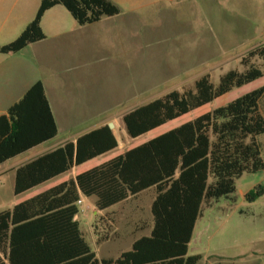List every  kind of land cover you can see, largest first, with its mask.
<instances>
[{
	"label": "trees",
	"instance_id": "obj_1",
	"mask_svg": "<svg viewBox=\"0 0 264 264\" xmlns=\"http://www.w3.org/2000/svg\"><path fill=\"white\" fill-rule=\"evenodd\" d=\"M54 5H62L79 25L119 12L110 0H39L33 19L0 45V54L43 39L40 20ZM239 64L242 70H227L217 84L204 74L192 88L171 90L127 112L122 116L127 135L138 137L260 78L264 43L246 52ZM263 94L264 86L248 91L1 210L0 264H196L200 254L189 255L187 249L202 205L233 193L236 178L264 167L257 141L264 133ZM55 134L37 81L0 115V163ZM116 147L107 125L83 133L18 166L13 191L19 194ZM148 189L154 192L149 235L116 258L98 260L73 219L80 195L103 210ZM263 192L258 185L244 196L253 201Z\"/></svg>",
	"mask_w": 264,
	"mask_h": 264
},
{
	"label": "crops",
	"instance_id": "obj_2",
	"mask_svg": "<svg viewBox=\"0 0 264 264\" xmlns=\"http://www.w3.org/2000/svg\"><path fill=\"white\" fill-rule=\"evenodd\" d=\"M110 1L119 8L117 14L84 25L77 24L62 5H54L44 12L40 20V27L44 34L43 39L30 43L17 52L0 54V115L5 114L8 107L18 101L31 85L40 81L56 126V134L52 138L0 163L1 166L6 161L17 156H23V154L33 150L31 154L24 155L0 170V185L7 181L8 192L10 193L9 200L0 204V211L11 208L16 203L62 181L73 179L78 172L97 165H90L83 169L84 165L98 156L78 166H73L67 172L54 176L19 194H15L13 191L15 169L18 166L65 142L74 141L83 133L111 122L116 128H111L117 142V147L114 149L121 153L133 146L131 142H128L129 136L127 133L124 137L120 134L123 125L122 116L149 100L157 98H151L152 96H150L146 102H142L140 99L141 27L145 20H161L158 12L166 9L163 5L165 0ZM38 5L39 0H0V45L12 41L22 31L35 16ZM95 68L103 69L108 74H123L122 78H118L116 81L118 88L115 90L114 87L112 89L97 88V91H92L90 88L94 87H91V84L85 87L87 81L92 83V81L97 80L94 79V76H96ZM136 68L138 69L137 78L135 76ZM84 70L87 79L86 82L77 85L78 93L74 96L71 91L66 94L64 90L65 81L74 83L72 77L79 74V72H84ZM125 74L129 75L128 79L125 78ZM64 75H68L69 79L64 78ZM49 89L53 92L52 103L48 97ZM89 91L92 92L89 93ZM135 97L138 100L137 102L134 101ZM125 99H127V105L124 102ZM131 99L133 102L129 101ZM92 101L97 102L96 107H98V110H96L95 115L105 118L69 135L70 130H74L76 126L74 124L59 123L56 115H61V109H65L64 106L67 103L69 110L65 111L64 115L87 116L89 114L87 110L91 109L93 105ZM107 103V108H101L102 105H107ZM74 106L75 108L81 106V111H71L70 108ZM59 136H61V139L58 142L43 146ZM153 196V190L148 189L103 210H97L93 205V212L98 219L95 221L92 230L87 232L82 231L80 228L79 212H82V209H80L81 203L90 198L80 195L76 203L78 212L73 219L78 222V228L85 242L98 260L116 258L121 252L129 250L136 239L149 235L152 228L150 204ZM88 207L86 205V208ZM143 212H148L149 216L143 217ZM96 222H98V225ZM193 236L194 229L188 247L193 240ZM88 240L95 243L96 247L94 249L90 246ZM115 244L116 247H114ZM99 245L101 247L103 245V248H100ZM114 250L117 253L116 256L111 254Z\"/></svg>",
	"mask_w": 264,
	"mask_h": 264
},
{
	"label": "rangeland",
	"instance_id": "obj_3",
	"mask_svg": "<svg viewBox=\"0 0 264 264\" xmlns=\"http://www.w3.org/2000/svg\"><path fill=\"white\" fill-rule=\"evenodd\" d=\"M163 5L166 9L158 12L161 20H145L141 27L142 63L139 75L142 102L148 101L150 96L159 97L171 90L192 88L194 81L204 74H208L210 81L217 84L219 76L227 70H242L240 58L249 50L264 43V0H165ZM94 72L96 75L94 79L97 80L85 83V87L90 84L94 87L90 88L92 91H97V88L113 87L115 90L118 88L116 81L123 76L117 73L108 74L100 68H95ZM137 72L136 68V78ZM63 77L69 79L68 75ZM128 77L129 75L125 74V78ZM72 79L74 83L64 80L66 82L64 90L66 94L71 91L74 96L78 93L77 85L86 82L87 74L84 70L74 75ZM261 86H264V74L139 137H129L128 142L133 146L137 145ZM48 97L52 103L51 89L48 90ZM125 100L127 105V99ZM129 101L133 102L132 99ZM134 101H138L136 97ZM92 103L91 109L87 110L89 112L87 116L64 115V112L69 110L67 103L65 109H61V115H56L59 123L76 126L74 130H70L69 135L105 118L95 115L98 110L97 102ZM259 106L264 115V94L260 98ZM107 107L108 103L101 106ZM70 109L79 112L81 106ZM113 129H116L115 126ZM120 134L123 137L126 135L123 125ZM60 139L61 136L54 138L43 146L58 142ZM257 141L264 163V133L257 136ZM32 152L33 150L23 156ZM118 153L117 149H113L96 157L84 165L83 169L101 163ZM23 156L6 161L0 166V170ZM258 185L264 190V167L256 172L243 173L236 178L233 193L202 205L201 215L194 227L193 240L188 247V254L201 256L196 264H264V192L253 201H248L244 196ZM9 198L7 181H4L0 185V204ZM92 200L86 199L80 205L82 212H79V225L82 231L92 230L98 219L93 212ZM86 205L89 207L86 208ZM124 207L125 204L122 207L123 211ZM142 216L148 217L149 214L143 212ZM96 224L98 225V222ZM88 242L93 249L96 247L95 243L89 240ZM116 246L115 244L114 247ZM99 247L103 248V245ZM111 254L116 256L117 253L114 250Z\"/></svg>",
	"mask_w": 264,
	"mask_h": 264
},
{
	"label": "water",
	"instance_id": "obj_4",
	"mask_svg": "<svg viewBox=\"0 0 264 264\" xmlns=\"http://www.w3.org/2000/svg\"><path fill=\"white\" fill-rule=\"evenodd\" d=\"M107 126L111 129V128L113 127V124H112L111 122H109V123L107 124ZM117 141H119V139H117Z\"/></svg>",
	"mask_w": 264,
	"mask_h": 264
}]
</instances>
